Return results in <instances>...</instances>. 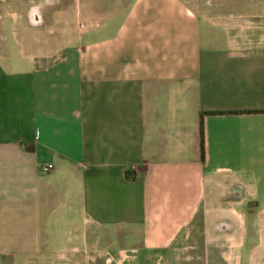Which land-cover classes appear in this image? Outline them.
I'll use <instances>...</instances> for the list:
<instances>
[{"label":"crops","instance_id":"1","mask_svg":"<svg viewBox=\"0 0 264 264\" xmlns=\"http://www.w3.org/2000/svg\"><path fill=\"white\" fill-rule=\"evenodd\" d=\"M202 4L0 14V264H264V0Z\"/></svg>","mask_w":264,"mask_h":264},{"label":"rangeland","instance_id":"2","mask_svg":"<svg viewBox=\"0 0 264 264\" xmlns=\"http://www.w3.org/2000/svg\"><path fill=\"white\" fill-rule=\"evenodd\" d=\"M115 0H0V14L6 17L8 22L6 29V36L9 43H16V36L22 40L28 30L35 32L40 38L58 37L63 27L64 19H68V42L74 41L76 36L79 35L80 30L85 31L91 27H101L105 22L103 15H105L107 9L113 7ZM192 6L195 8H201L204 6L202 0H191ZM32 10L36 11L38 20L31 24L29 23V15ZM8 11H16L19 15L17 20H12L7 14ZM76 11L83 12V18L80 20L77 18L78 13ZM14 21V22H13ZM13 26L11 27V23ZM83 23V27L79 24ZM4 27V26H3ZM82 28V29H81ZM16 30V34H13L11 30ZM18 47L21 46L18 42ZM14 45V44H13ZM189 247L187 241L180 247L179 253L183 258L187 248ZM177 252V251H176ZM248 260L244 257L240 264H247ZM178 264H231V261H224L219 258H214L212 255L208 257L203 250L195 252L194 258L189 261H183L180 259ZM232 264H239V262L232 261Z\"/></svg>","mask_w":264,"mask_h":264},{"label":"trees","instance_id":"3","mask_svg":"<svg viewBox=\"0 0 264 264\" xmlns=\"http://www.w3.org/2000/svg\"><path fill=\"white\" fill-rule=\"evenodd\" d=\"M201 140H202V155L204 158V128H203V124H201Z\"/></svg>","mask_w":264,"mask_h":264},{"label":"built area","instance_id":"4","mask_svg":"<svg viewBox=\"0 0 264 264\" xmlns=\"http://www.w3.org/2000/svg\"><path fill=\"white\" fill-rule=\"evenodd\" d=\"M54 168L53 164H49L43 167V172H49Z\"/></svg>","mask_w":264,"mask_h":264}]
</instances>
